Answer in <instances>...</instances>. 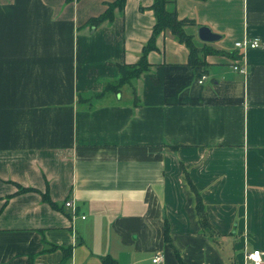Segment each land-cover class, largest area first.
<instances>
[{"label": "crops", "instance_id": "obj_1", "mask_svg": "<svg viewBox=\"0 0 264 264\" xmlns=\"http://www.w3.org/2000/svg\"><path fill=\"white\" fill-rule=\"evenodd\" d=\"M111 1L0 0V264H59L45 242L72 247L66 264H181L175 251L185 264H249L252 249L264 264V0H175L199 43L206 25L220 35L208 46L241 55L190 66L161 31L148 69L88 107L77 95L136 62L155 23L153 0H126L89 25ZM244 38L259 45L234 47Z\"/></svg>", "mask_w": 264, "mask_h": 264}, {"label": "trees", "instance_id": "obj_2", "mask_svg": "<svg viewBox=\"0 0 264 264\" xmlns=\"http://www.w3.org/2000/svg\"><path fill=\"white\" fill-rule=\"evenodd\" d=\"M126 0H113L106 4L104 11L96 17H91L87 20V23L91 26L97 25L103 20H111L113 18V10L118 8L121 10L124 6ZM150 9L153 10L155 16V23L152 27L151 36L147 40V42L143 45L141 54L139 59L134 63H118V77L113 80H108L104 82L101 90L97 92L82 94L79 93L78 102L85 103L88 107L92 106L95 101L101 98L105 93H119L121 88L124 85H132V81L137 78L140 73L147 70L149 67V63L146 58V54L149 50L156 48L155 46V38L161 31L167 30L169 31L178 42L183 43L188 49V64L190 66H205V56L210 53H228L232 57H239L241 54L238 51L235 52H227L225 50L214 49L208 46L205 42L199 43L192 31L191 27L195 26L196 23L191 18H179L177 16L176 8H175V0H153ZM134 102L137 101V97L134 95ZM190 187L193 190L196 197V212L198 215L199 224L202 232L208 236L212 241H217V233L212 224L209 222L207 218V214L204 208V204L201 201L199 193L194 188L193 184L189 181ZM20 191L26 190L27 188H19ZM42 199L49 203L52 207L57 208V205L51 201L47 193H42ZM164 240L167 243H170L168 224L165 222L164 227ZM46 243V247L43 250H52L55 248H60L62 251V257L59 264H66L67 260L71 256L72 247H60L55 244ZM175 255L177 260L181 264H185L177 251H175ZM102 264H118L115 259H113L110 255L106 254L102 258Z\"/></svg>", "mask_w": 264, "mask_h": 264}, {"label": "built area", "instance_id": "obj_3", "mask_svg": "<svg viewBox=\"0 0 264 264\" xmlns=\"http://www.w3.org/2000/svg\"><path fill=\"white\" fill-rule=\"evenodd\" d=\"M259 45V41L256 38L249 39V38H244L243 40L240 41H235L234 42V47L236 48H245V47H256ZM234 69L237 71L244 73L245 68L244 66H233ZM205 78V75H201L200 79L198 82H201ZM65 205L68 207H74L72 201L66 200ZM262 252L259 249H252L248 252H246L245 258L249 261V264H262ZM161 255L157 254L154 256L152 261L156 262L160 259Z\"/></svg>", "mask_w": 264, "mask_h": 264}, {"label": "water", "instance_id": "obj_4", "mask_svg": "<svg viewBox=\"0 0 264 264\" xmlns=\"http://www.w3.org/2000/svg\"><path fill=\"white\" fill-rule=\"evenodd\" d=\"M197 38L201 42L211 43L220 38V35L213 32L208 26L201 25L197 28Z\"/></svg>", "mask_w": 264, "mask_h": 264}, {"label": "rangeland", "instance_id": "obj_5", "mask_svg": "<svg viewBox=\"0 0 264 264\" xmlns=\"http://www.w3.org/2000/svg\"><path fill=\"white\" fill-rule=\"evenodd\" d=\"M127 88V87H126Z\"/></svg>", "mask_w": 264, "mask_h": 264}]
</instances>
